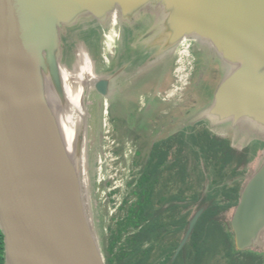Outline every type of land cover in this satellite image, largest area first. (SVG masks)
<instances>
[{
	"label": "water",
	"instance_id": "95a60500",
	"mask_svg": "<svg viewBox=\"0 0 264 264\" xmlns=\"http://www.w3.org/2000/svg\"><path fill=\"white\" fill-rule=\"evenodd\" d=\"M138 1L0 0V226L6 264H106L79 189L70 193L44 171L56 151L42 113L46 97L38 67L48 58L60 81L63 24L85 12L126 11ZM171 1L178 8L176 47L194 33L241 64L217 90V109L264 121V0ZM91 79L97 92L108 93L106 78L94 73ZM231 223L239 249L251 247L264 228V163L245 185Z\"/></svg>",
	"mask_w": 264,
	"mask_h": 264
},
{
	"label": "trees",
	"instance_id": "16d2710c",
	"mask_svg": "<svg viewBox=\"0 0 264 264\" xmlns=\"http://www.w3.org/2000/svg\"><path fill=\"white\" fill-rule=\"evenodd\" d=\"M196 126L149 137L144 155L137 150L142 167L129 182L134 198H124L107 246L98 241L106 264H264V228L251 247L239 249L231 223L245 185L264 163V139L237 144ZM202 135L210 139H196Z\"/></svg>",
	"mask_w": 264,
	"mask_h": 264
},
{
	"label": "crops",
	"instance_id": "0c3cea01",
	"mask_svg": "<svg viewBox=\"0 0 264 264\" xmlns=\"http://www.w3.org/2000/svg\"><path fill=\"white\" fill-rule=\"evenodd\" d=\"M177 12L171 0H139L126 11L78 15L68 25L67 35L61 34L62 41L66 38L60 49L63 61L76 40H82L93 59L96 77L109 81L106 95L95 89L91 98L98 99V104L104 101L106 107L112 102L113 111L111 107L107 111L114 127L131 129L132 139L136 134L140 138L167 137L187 125H197L198 129L203 125L205 129L208 122L234 125L238 120L242 125L244 120L217 109L215 104L217 90L241 64L226 57L212 39L194 33L191 40L196 68L191 84L182 98L162 97L173 79ZM200 66L204 71L198 86L203 88L193 91ZM90 120L92 135L99 137V117L93 114ZM224 134L219 135L228 136Z\"/></svg>",
	"mask_w": 264,
	"mask_h": 264
},
{
	"label": "rangeland",
	"instance_id": "374dc122",
	"mask_svg": "<svg viewBox=\"0 0 264 264\" xmlns=\"http://www.w3.org/2000/svg\"><path fill=\"white\" fill-rule=\"evenodd\" d=\"M67 32L68 26L64 23L60 33L66 36ZM62 44H66V38L63 41L61 40V46ZM71 50L68 59L60 62L62 67H66L72 73L66 83L72 92H76L81 87V83L76 76V70L79 67L78 62L80 61L81 54L83 52L87 53L88 51L84 48L82 40H76V45ZM50 62L46 58L40 62L38 67V73L44 77L41 83L42 88L45 92L46 100L49 99L50 101L54 97H57L58 102L61 104L60 106L65 107L66 100L61 94V83ZM203 71V67L200 66L196 72V83L193 86V91L203 88L201 85L198 86V79ZM94 73L93 69V74L89 75L88 73L87 75L86 84H89L88 90L86 96L83 94L80 107L78 108L83 118L82 133L78 138L76 151L74 149L75 136L72 139L70 168L72 175L74 177L76 176V186L79 189V197L87 221L92 229L93 235L99 241L101 247L104 248L108 243L110 225L124 214V210L121 208L124 198L127 195H130L131 199L134 198L129 192L132 189V186H129V182L134 177H137L139 169L142 167V162L137 161L139 159L137 150L140 149L143 153L142 155H144L147 148L146 145L148 142L150 143L151 139L141 137L137 141L136 139H132L131 129H116L114 127L107 111L110 107L111 111H113V103L111 102V105L106 107L104 101L98 104V99L94 100L91 98L92 92L95 91L94 83L92 82L94 78L91 79ZM204 90L208 89L204 88ZM196 105L200 106V103ZM90 114L92 118L93 114L97 118L99 117L100 124L98 125L101 132V136L99 135V137L91 133ZM242 117H244L242 123H249L252 129L249 126L237 124L239 123L238 120L234 125L231 122L218 125H211L208 122L206 129L212 134H228V136L224 134L225 137L237 144L248 143L251 139H264L261 135H256L264 133V121L257 119L255 114L244 115ZM105 122L110 126L112 133L111 139H104ZM198 127L202 129L203 125ZM211 138L213 137L211 136ZM196 139L210 138L202 135ZM260 240L264 245V233L260 236Z\"/></svg>",
	"mask_w": 264,
	"mask_h": 264
},
{
	"label": "bare ground",
	"instance_id": "6f19581e",
	"mask_svg": "<svg viewBox=\"0 0 264 264\" xmlns=\"http://www.w3.org/2000/svg\"><path fill=\"white\" fill-rule=\"evenodd\" d=\"M77 78L81 87L72 92L67 86V79L71 77V72L66 67L61 68V94L66 100V105L60 106L58 98L54 97L49 101L45 100V107L42 106L43 117L52 137L56 158L44 165V171L53 175L70 193L74 194L78 189L76 186V176L72 175L70 168V155L72 151V139L75 136V151L78 138L82 133V116L78 109L80 101L85 95L86 79L89 73L93 74V61L88 53L83 52L78 62ZM43 79L40 78V84ZM228 145V144H227Z\"/></svg>",
	"mask_w": 264,
	"mask_h": 264
},
{
	"label": "built area",
	"instance_id": "2783aa9c",
	"mask_svg": "<svg viewBox=\"0 0 264 264\" xmlns=\"http://www.w3.org/2000/svg\"><path fill=\"white\" fill-rule=\"evenodd\" d=\"M196 68V58L193 53L192 42L188 37H182L176 47L173 80L163 93L165 100L182 98L191 84ZM104 139H111V129L105 122Z\"/></svg>",
	"mask_w": 264,
	"mask_h": 264
},
{
	"label": "flooded vegetation",
	"instance_id": "af4514ba",
	"mask_svg": "<svg viewBox=\"0 0 264 264\" xmlns=\"http://www.w3.org/2000/svg\"><path fill=\"white\" fill-rule=\"evenodd\" d=\"M251 129H252V126H251ZM259 135H262L263 137H264V133H261V134H259ZM223 139H227V138H225V137H222ZM232 180H233V178H232Z\"/></svg>",
	"mask_w": 264,
	"mask_h": 264
}]
</instances>
